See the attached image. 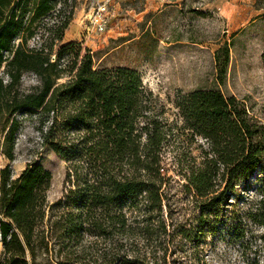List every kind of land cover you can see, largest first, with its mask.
Instances as JSON below:
<instances>
[{"label":"trees","instance_id":"1","mask_svg":"<svg viewBox=\"0 0 264 264\" xmlns=\"http://www.w3.org/2000/svg\"><path fill=\"white\" fill-rule=\"evenodd\" d=\"M74 13L70 0H0V161H8L0 166V264H169V244L180 236L199 244L252 177L260 198L248 217L264 226L263 118L234 95L200 88L177 97L181 124L169 122L138 70L95 68L90 50L62 43ZM32 39L38 41L31 45ZM230 52L231 43L216 52L220 84ZM28 72L40 81L29 91L23 88ZM24 117L36 118L43 145L70 163L69 187L53 203L52 173L42 164L13 177L10 162ZM177 129L204 145L179 163L199 209L196 224L170 229L164 153ZM132 218L143 222L145 238H163L162 256L152 263L119 253L80 261L82 239L133 233Z\"/></svg>","mask_w":264,"mask_h":264},{"label":"rangeland","instance_id":"2","mask_svg":"<svg viewBox=\"0 0 264 264\" xmlns=\"http://www.w3.org/2000/svg\"><path fill=\"white\" fill-rule=\"evenodd\" d=\"M101 1L110 13L106 32L99 34L89 23L93 8ZM75 5L73 20L62 43L78 42L82 53L90 50L95 68L126 66L136 69L152 92L157 105L164 109L169 122H178L175 101L195 89H220L225 95L243 100L252 114L264 120V0H70ZM38 40L32 39L31 45ZM231 43L230 60L224 84L217 80L216 52ZM70 57H67L69 59ZM40 81L36 74L23 76V88L34 89ZM22 118V117H21ZM36 118L24 117L16 137L15 160L10 162L13 177L31 164L40 163L52 173L48 200L63 196L69 184L66 175L70 163L44 146ZM164 153L165 173L170 177L166 192L165 217L172 224L190 225L199 213L194 192L179 163L186 155L198 156L204 141L191 138L187 130L177 129ZM8 161L2 159L3 168ZM261 176V175H259ZM256 177L242 183L232 204L223 208L224 218L199 244L180 240L169 244V264H264V226L248 217L249 209L260 198ZM168 214L172 218L168 219ZM139 219L141 216H138ZM135 218V217H134ZM133 233L111 239H82V263L102 262L112 253L138 257L152 263L162 256L160 239H147L140 232L143 222ZM169 223L171 225H169ZM140 228V229H139ZM2 246L0 244V259ZM78 264H81L78 262Z\"/></svg>","mask_w":264,"mask_h":264},{"label":"built area","instance_id":"3","mask_svg":"<svg viewBox=\"0 0 264 264\" xmlns=\"http://www.w3.org/2000/svg\"><path fill=\"white\" fill-rule=\"evenodd\" d=\"M110 13L105 1L99 2L91 11L89 23L91 28L99 34L107 31L109 26Z\"/></svg>","mask_w":264,"mask_h":264}]
</instances>
